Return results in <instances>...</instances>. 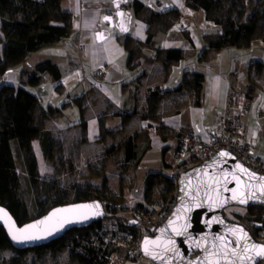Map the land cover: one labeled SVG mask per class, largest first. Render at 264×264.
<instances>
[{
    "label": "crops",
    "instance_id": "obj_1",
    "mask_svg": "<svg viewBox=\"0 0 264 264\" xmlns=\"http://www.w3.org/2000/svg\"><path fill=\"white\" fill-rule=\"evenodd\" d=\"M190 1L61 0L49 11L48 22L63 26L66 36L12 62L0 79L5 92L12 93L21 84L20 71L32 70L41 60L49 59L61 70L57 80L44 74L37 84L26 85L37 96L30 123L49 132L45 153L38 139L31 141L39 167L43 163L51 174L67 163L76 168L110 166L115 152L123 155V142L133 137L142 154L137 163L124 162L132 165L134 183L135 167L150 148L161 151L162 165L170 170L165 175L170 176L187 158L176 133L207 137L219 130L217 120L227 112L236 90L250 96L246 137L264 160V34L242 44L206 49L218 38L221 25L204 9L191 7ZM172 49L181 52L179 59L167 60ZM96 68H104L108 76L97 79ZM194 72L203 74L199 89L182 85L184 76ZM152 92L161 94L155 117L148 113ZM145 178L138 185L142 192L135 196L137 203H144ZM124 264L153 263L140 257Z\"/></svg>",
    "mask_w": 264,
    "mask_h": 264
},
{
    "label": "trees",
    "instance_id": "obj_2",
    "mask_svg": "<svg viewBox=\"0 0 264 264\" xmlns=\"http://www.w3.org/2000/svg\"><path fill=\"white\" fill-rule=\"evenodd\" d=\"M60 1L0 0V14L2 16L0 29L3 36L0 48V79L11 70L9 63L23 60L28 54L43 46L55 43L66 36V29L63 26L48 22L49 11L57 9ZM222 3L223 0H191L189 2V5L193 8L204 9L211 20L221 25L218 38L209 41L206 49H220L228 45L242 44L255 34L257 21L260 17L257 10L252 11L246 22L235 23L232 20H227L221 23L211 16V12L216 7H220ZM4 14L7 16L4 17ZM262 39L264 40V35ZM180 57L181 52L178 49L167 51V60L179 59ZM44 74L49 75L54 80L59 79L62 75L57 64L49 59H44L35 63L32 70L20 71V75L23 77L21 84L12 93H6L5 95L4 87L0 84V105L5 103L7 108V114L0 117V205L8 209L19 225L38 216H30L25 202L20 197V182L14 153L20 158V167L26 173L25 177L29 188L35 183L38 176L37 162L32 151L31 141L35 138L38 139L41 151L45 153L49 132L30 123V107L36 101L37 96L26 85L37 84ZM202 80L203 74L194 72L190 76H184L182 85L194 86L195 89H199ZM160 95V93L155 94V92H152L148 96V113L152 117H155ZM179 133H176V139ZM123 147L124 161L137 163L142 151L138 152L136 149L134 138H127L123 142ZM158 183L162 184L160 200L166 198V195L173 189L170 177L163 174L161 170L149 172L145 178L144 199L146 201H150L153 188ZM91 199H98L102 202L105 208V215L102 219L96 220L85 227L70 228L59 238L40 246L17 249L12 246L5 231L0 226V252L4 249H11L14 252L7 259H2L1 264H26L24 257L28 252L40 256L45 251L58 253L64 249L69 251V259L78 264H106L105 256L109 255L113 249L101 248V236L94 235H96L95 230L102 226L103 221L113 214L106 213L108 204L103 203V197L97 192L96 188L86 185L75 190L73 201ZM135 206L141 207V203H137ZM255 208L264 209L263 206L258 205L247 207L249 217H252V214L254 215L253 210ZM249 223L252 228L244 227L256 241H261L258 239L257 234L263 229L264 221L259 216H254ZM116 227L120 229L128 227V219L117 215Z\"/></svg>",
    "mask_w": 264,
    "mask_h": 264
},
{
    "label": "water",
    "instance_id": "obj_3",
    "mask_svg": "<svg viewBox=\"0 0 264 264\" xmlns=\"http://www.w3.org/2000/svg\"><path fill=\"white\" fill-rule=\"evenodd\" d=\"M176 182L178 194L170 213L141 238L142 257L154 264H258L264 259V242L223 215L230 205L264 207V174L219 150L181 170ZM104 215L98 199L71 201L19 225L0 205V226L12 246L23 249L46 244ZM134 222L129 219L128 225Z\"/></svg>",
    "mask_w": 264,
    "mask_h": 264
},
{
    "label": "rangeland",
    "instance_id": "obj_4",
    "mask_svg": "<svg viewBox=\"0 0 264 264\" xmlns=\"http://www.w3.org/2000/svg\"><path fill=\"white\" fill-rule=\"evenodd\" d=\"M254 10H257L260 14L254 34L256 37L264 34V0H223L220 7H216L212 10L211 16L218 19L221 23H224L227 20H232L235 23H242L246 22L247 17ZM6 16L7 15L4 14V17ZM1 17L0 14V19ZM2 40L3 36L0 29V48L2 46ZM11 64L12 62L9 63V66ZM28 87L30 88V86ZM6 93L7 92L4 94L6 95ZM6 114V105L5 103H2L0 105V117ZM161 154L160 150L150 148L146 156L141 158L139 164L135 167L136 184L131 176L132 165L128 166V164H125L123 159L124 155L118 151L115 152L113 160L109 161L111 163L110 166H104L102 164L100 167L76 168L67 163V166L63 168L58 167L53 173L49 174L50 171L43 163L40 167L37 165V179L35 183L28 188L27 178L25 177L26 173L20 167V158L14 153L20 182L19 194L21 199L25 202L30 216H35L43 214L54 205L73 201L76 189L90 185L96 188L97 192L101 194L103 197V203L108 204L106 213L113 214L111 217H108L103 221L102 226L113 228L116 227L117 215L128 220L130 219V207L137 204V202H135L137 192H142L138 191V185L143 183L144 178L146 177L145 175L148 172L161 167L164 174H169L170 170L162 165ZM184 161L178 164V166ZM64 172H67V174L65 173V175L61 176V173ZM49 177H52L55 181L48 183ZM40 178L41 181L39 180ZM87 178L91 180L90 183L84 181L85 179L87 180ZM161 191L162 184H156L153 188L150 201L148 202L144 199L143 202L148 205L158 202L161 198ZM138 198L143 200L142 195L138 196ZM233 209L244 212V209L241 208ZM253 213L254 215L252 214V217H249L247 211L243 217H239L238 222L248 228H252L249 221L254 216H259V218L264 221L263 208H255ZM257 237L264 242V227L258 232ZM13 254L14 252L11 249L2 250L0 252V264L2 259H7ZM24 258L26 264H78L69 259V251L67 249L58 253L45 251L40 256L35 255L33 252H28ZM143 260L151 262L145 257H143ZM259 264H264V259L261 260Z\"/></svg>",
    "mask_w": 264,
    "mask_h": 264
},
{
    "label": "built area",
    "instance_id": "obj_5",
    "mask_svg": "<svg viewBox=\"0 0 264 264\" xmlns=\"http://www.w3.org/2000/svg\"><path fill=\"white\" fill-rule=\"evenodd\" d=\"M180 28L185 27L184 18L178 20ZM95 76L103 79L108 76L104 68H96ZM250 96L243 90H236L228 100L227 112L220 115L217 120L219 130L207 137H201L190 131H181L177 138L178 143L187 150V158L171 173L170 180L173 189L166 198L157 203L148 205L141 203V207H130V219L135 222L124 229L118 227L108 228L101 226L95 230L94 236H101V248H112L113 251L105 256L106 264H124L127 259L142 257L140 243L142 236L150 234L170 213L177 197V176L184 167L199 163L209 158L214 152L222 150L232 153L249 170L264 174V160L252 151V144L246 137L244 117L248 108ZM153 131L156 130L152 126ZM233 208L244 209L234 210ZM247 212L246 207L230 205L223 209V215L231 221L238 222ZM93 236V238H94Z\"/></svg>",
    "mask_w": 264,
    "mask_h": 264
},
{
    "label": "flooded vegetation",
    "instance_id": "obj_6",
    "mask_svg": "<svg viewBox=\"0 0 264 264\" xmlns=\"http://www.w3.org/2000/svg\"><path fill=\"white\" fill-rule=\"evenodd\" d=\"M239 223V222H238ZM259 264V263H258Z\"/></svg>",
    "mask_w": 264,
    "mask_h": 264
}]
</instances>
